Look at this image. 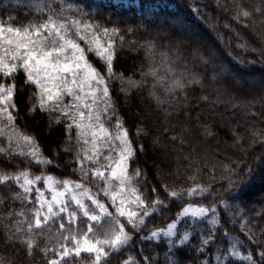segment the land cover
<instances>
[{"label": "trees", "instance_id": "1", "mask_svg": "<svg viewBox=\"0 0 264 264\" xmlns=\"http://www.w3.org/2000/svg\"><path fill=\"white\" fill-rule=\"evenodd\" d=\"M50 15L67 19L68 26L70 19L91 25L93 32L112 42L111 78L100 58L89 54L87 60L105 76L113 105L111 121L127 133L133 148L126 184L128 192L135 190L144 201L143 207L131 202L139 214L134 219L144 210L150 215L135 229L119 217L102 191L109 174L93 177L94 168L82 167V152L68 130V118L58 106L41 110L36 88L25 83L19 69L12 78L0 76V83L16 85V107L10 109L15 119L5 127L0 118V176L12 178L0 181V264H50L61 259L58 253L65 247H75L72 235L81 244L83 239L95 243L111 238L120 224L132 239L115 253L105 246L110 253L106 264H124L130 258L137 264H205L206 260L248 264L229 255L233 248L240 257L251 253L259 260L264 251V0H0V24L6 28L39 25ZM176 19L210 37L205 22L220 44L209 51L196 48L192 34L172 27ZM153 68L163 80L144 75ZM224 69L231 74L224 75ZM235 73L246 77L247 83ZM173 79L183 87H173ZM8 128L30 138L40 158L51 164H37L36 157L25 156L10 142ZM24 172L31 179L51 175L60 183L66 179L81 183L79 190L88 189L110 215L90 222L66 195L67 206L77 213L76 222L70 225L66 213L45 221L47 207L36 215V188L46 200H51L52 192L40 180L25 193L23 177L19 183L15 180ZM197 188L207 191L188 195ZM171 192L177 196L170 197ZM89 200L84 203L96 212ZM157 200L162 203L154 207ZM189 204L216 211L204 217L184 216ZM173 221L176 235L141 239ZM208 234L214 243L201 246ZM184 235L188 240L178 243ZM62 264H95V257L84 251L77 257L73 252Z\"/></svg>", "mask_w": 264, "mask_h": 264}, {"label": "snow or ice", "instance_id": "2", "mask_svg": "<svg viewBox=\"0 0 264 264\" xmlns=\"http://www.w3.org/2000/svg\"><path fill=\"white\" fill-rule=\"evenodd\" d=\"M247 15V13H245ZM72 25L77 28V35H80V21L73 19L71 21ZM91 25H85V28H90ZM68 20L60 19L59 15L53 16L50 15L46 21L39 25H30L29 27L21 30V28H13L8 26L7 28L0 24V74L5 78H12L14 73L17 72L18 69H23V72L26 75L25 83H30L35 85L37 89L40 90L38 93L39 96V107L41 110H45L46 103L48 100H53L54 97L58 100L65 93L68 96H74L76 104L73 105V108L79 109L81 106L89 109V120L92 119L91 108L92 106L84 103V99L86 96L92 97L93 104H96L97 94L102 92V97L104 101L105 111L107 112L109 109L113 107L112 103L109 99V88L107 86V81L105 76H103L96 67L93 66L92 63H89L86 59L85 50L81 48V46L76 43L73 39L68 36ZM116 29H113L112 32L115 33ZM47 32L49 36L55 34L62 43L59 47H53L51 49L48 48L47 37L34 39L33 36L40 37L41 33ZM105 35L108 34V29H103ZM5 33L8 35L6 36ZM84 39L83 36L80 37ZM55 42V41H53ZM92 43L95 44V48L89 47L88 52H95V56L100 58L105 64L109 78L114 75L113 66H114V58L112 54V42L109 41L107 47L101 46L100 40L93 37ZM71 52V56L67 55V52ZM65 57V62H61L60 57ZM63 74H69L73 77L71 84L77 85L79 84L80 91L83 92L84 87L87 86L89 88L86 96L75 95L73 91V87L68 85V81L63 79ZM144 75H151L158 80H163L164 77L159 76L156 70H151L149 73H145ZM56 81H60L64 85L63 89H60L56 92H53V88H59V85ZM131 82V81H130ZM51 84V87L49 86ZM93 84L95 86H93ZM173 87H183L180 80L173 79L172 80ZM16 88L15 84H5L0 83V118H6L9 124H11L15 117L13 116L10 109L15 108L14 104V90ZM69 119L73 120L75 123V127L78 130H82L80 134H86L88 129H91L93 125L91 123L85 125L83 123L84 112L79 111L78 115L81 118L80 121L76 120V115H69L67 111L63 113ZM96 120H99L100 117L97 114L95 116ZM72 125H68V130L71 131ZM107 130L100 125L99 134H106ZM93 136V144H95V138L97 133L92 132ZM26 140L30 141V138L25 137ZM116 139L120 141V152L119 159L115 161V166L111 167L110 176L114 180L120 182L121 187L119 188V192H124V186L128 182V178L126 177V173L129 168V164L134 157L133 148L131 143L128 140L127 133L121 131L120 134L117 135ZM85 143H88L86 140ZM2 151V150H0ZM30 154L36 157L37 164H51L50 160H43L40 158L39 149H34L30 151ZM85 159L92 160L91 156H86ZM105 159H109V157H105ZM93 177L105 178V173L100 171L99 169H95L92 171ZM139 175V172H137ZM21 177H23V184L21 187L25 193H30L32 191V186L43 180L45 188L49 189L52 192L51 200H46L44 198L43 191L40 188H36V201L39 204V209L36 212L37 217L41 215V210L47 207V213L44 215V220L47 221L52 216H58L59 213H66L69 224H73L76 222L77 213L72 211L67 206L64 197L66 193H71V200L76 205V207L83 213L85 217L88 218L90 222H98L103 216L110 215L107 207L103 202L96 199L95 197L89 194L88 189L84 188L82 192H78V189L83 188V185L78 182H73L70 180H64L63 188L57 189L55 185L59 183L56 181L51 175L49 176H36L34 179L29 178L28 173L24 172L15 177L17 183L20 182ZM12 179L9 176H0V181H6ZM74 185V187H73ZM155 191V189L153 190ZM197 191H207L206 189H190L188 191V195H194ZM105 195L110 196L111 202L114 207H116V212L119 217H127V222L132 225L135 229L136 227L143 225L145 223V218L149 217L150 211L144 210L143 214L139 217V219H134L139 214L135 211L126 212L123 207L117 205V192L109 193L107 187L105 189ZM132 195L135 196V199L132 203L137 204L138 207H143L144 201L139 195H135V190H132ZM170 197H176V192L168 193ZM83 197H87L91 200L92 205L97 210L96 212H90L88 206L84 203ZM124 200H120V204L122 205ZM162 202L157 200L154 201V207L160 205ZM53 205L58 209V212L54 210ZM209 211L215 212L216 208L208 209L203 206H194L189 204L182 211L184 216H188L189 212L192 217H204L207 215ZM178 214V219H179ZM210 223H215V220L209 221ZM36 226L39 227L41 224V220L39 218L35 221ZM61 228L64 227L63 224L60 225ZM29 229L31 230V225H29ZM177 222L173 221L167 225L166 229L160 231H153L148 237H141L143 240H153L155 238L160 237H172L176 235ZM19 230V229H18ZM91 227L89 228V232H91ZM87 234H85L86 236ZM69 239V237H65V240ZM73 243L75 244L74 248L65 247L63 252L58 253L60 256V260H53L50 264H62L63 258L69 257L73 252L77 257L80 256L81 251L87 252L89 254H94L95 264H106L105 258H108L110 253L105 250V246L112 250V252H118L122 246L127 245L132 237L125 231V227L123 224H120L119 230L114 232L111 238H106L103 240H97L95 243H91L88 239H83V243L81 244V240L77 239L75 235L71 236ZM188 240V236L184 235L183 238L178 242L180 244H184L185 241ZM172 241H168V246L171 247ZM214 243V236L212 234H208L207 238H202L200 241L201 246H210ZM27 246L29 252L33 247V242L31 240L27 241ZM198 251H203V247H198ZM231 257H238L243 260L248 261V264H264V251L259 253V260L254 259L253 255L249 253L246 256L240 257V253L237 252L234 248L229 253ZM217 259H219L217 257ZM227 259V257H225ZM124 264H137V261L134 259H129L124 261ZM175 264V262H174ZM205 264H211V261L206 260ZM223 264V262H221Z\"/></svg>", "mask_w": 264, "mask_h": 264}, {"label": "rangeland", "instance_id": "3", "mask_svg": "<svg viewBox=\"0 0 264 264\" xmlns=\"http://www.w3.org/2000/svg\"><path fill=\"white\" fill-rule=\"evenodd\" d=\"M112 1L118 2V0H112ZM71 21L72 20L70 19V22ZM173 24H174V26L171 24L172 27L175 29H178L180 32H187V34H189V35L192 34L193 36L191 37V41L194 43L195 47L198 49L204 47L208 51L210 49L214 50L215 44H220V42L217 40L216 36H214L212 34V30H210L209 25L206 24L205 22H203V26L206 28V30L211 31L210 37H207V35L202 33L196 26L189 25L180 19H176V22H174ZM68 28H69V31H68L69 38L73 39L76 43H78L81 46L82 49L85 50L86 59H87V56L89 54L95 56L94 51L90 52V53L88 52L89 47L95 48V44L92 43L93 37L101 40L100 41L101 46L107 47V45H108L107 39L104 40L102 38L103 37L102 35L96 34L90 28L86 29L85 25H83L81 22H80V29H79L80 35L76 34L77 28H76V26L72 25V23L69 24ZM21 30L23 31V29H21ZM5 35L7 36L8 34L5 33ZM81 36H83L84 39H81L80 38ZM100 36H102V37H100ZM44 37H47V43H48L49 49H51L53 47H59L60 44L62 43V41H60L57 37H55L54 33L52 34V36H49L47 32L41 33L40 37H36L35 35L33 36L34 39L44 38ZM188 38H190V37H188ZM53 41H55V42H53ZM67 55L70 57L71 52L70 51L67 52ZM96 58H98V57H96ZM60 60H61V62H65V57L62 55L60 57ZM20 70L23 72V69H20ZM224 73H225L224 75L231 74L229 70H225ZM235 74L238 75L239 79L242 82L247 83L246 77H244L240 73H235ZM0 76L3 78L2 74H0ZM3 79H5V77ZM63 79L68 81V85L70 87H73V91H74L75 95L86 96V94L88 93L89 88L87 86H85L83 92H81L78 83H77V85L71 84V81L73 79V77L71 75L63 74ZM56 83L59 85V88H53V92H56V91L64 88V85L62 83H60V81H56ZM31 85H33V84H31ZM33 86L35 87V85H33ZM49 86L51 87V84H49ZM93 86H95V85L93 84ZM36 90H37V99H38V104H39L38 93L40 92V90L37 88H36ZM101 97H102V92L97 94V101L98 102L96 104H93L91 96H86V98L84 99V103L92 106V108H91L92 119L91 120H89V109L84 108L83 106H81L79 109L73 108V105L76 104L77 101H75L74 96H68L66 93L64 95H62V97L59 98L58 100L55 97L53 100H48L46 103V107L58 106L61 115H64L63 113L65 111H67L69 113V115H73V114L76 115L77 121H80V119H81L78 115V112L79 111L84 112L83 123L85 125H87L89 123H91L93 125V127L91 129L87 130L86 134L78 135V133H81L82 130H78L75 127V123L73 122V120L69 119L66 116L69 120L68 125H72V127H71V131L73 132L72 133L73 134L72 139L74 140V142H76V144L78 146H80V149L82 152V158H81L82 167L83 168L92 167L94 169H99L100 171H103L104 173H108L109 178L104 183V187H102V191L104 192V194H105L106 187H107L109 193L117 192V204L119 205L120 200L123 199L124 200V203L122 204L123 209L126 212L134 211L132 209V207H130V204L135 199V196L132 195L131 192H128L129 187L127 186V184L124 186V192L121 193V192H119V188L121 187L120 182L117 180H114L110 176L111 167H114L115 161L119 159V152H120V148H121L120 141L118 139H116V137L123 130H121L118 125H116L113 121H111L109 110L107 112L105 111L104 101H103V99H101ZM97 114L100 117L99 120L95 119V116ZM1 120H4L5 127L9 126V123L6 120V118H1ZM100 125H103V127L107 130L106 134H104V135L99 134ZM10 131H11V135L9 136L10 142L12 144L16 145L18 147V149H20L22 151V153L25 154V156L31 155L30 151L36 149L32 140H30V141L26 140L25 136L23 134L19 133L18 131H16V132L14 130L12 131L11 128H8L7 132L9 133ZM94 131L97 133V136L95 138V144H93V136H92V132H94ZM86 140L88 141V143H85ZM244 145H246V143ZM86 156H91L92 160L90 161V160L85 159ZM105 157H109V159H105ZM209 167H213V164L212 163L209 164ZM90 171L92 172V170H90ZM56 181H58V180H56ZM257 184H260V182L258 181ZM55 187L57 189H62L63 183L59 182L55 185ZM46 190H48V189L46 188ZM77 191L81 192L79 189ZM66 195H68V197L71 198V193H66L65 196ZM104 196H106V195H104ZM106 197H107V199H109L110 204H112L110 196H106ZM83 200L85 202L86 200H89V199L86 197V198H83ZM233 204H234V202L231 201L232 206H233ZM120 218L127 220L126 216L120 217ZM228 218H231L230 213H228Z\"/></svg>", "mask_w": 264, "mask_h": 264}]
</instances>
